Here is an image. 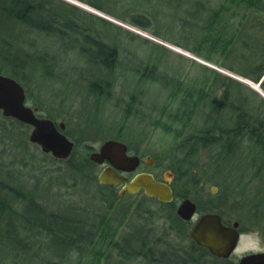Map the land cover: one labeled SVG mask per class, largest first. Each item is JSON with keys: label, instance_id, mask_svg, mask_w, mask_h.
I'll use <instances>...</instances> for the list:
<instances>
[{"label": "trees", "instance_id": "1", "mask_svg": "<svg viewBox=\"0 0 264 264\" xmlns=\"http://www.w3.org/2000/svg\"><path fill=\"white\" fill-rule=\"evenodd\" d=\"M79 1L124 23L151 31L165 41L192 50L198 55H204L207 60H212L210 54L214 52L228 56L238 46L241 48L239 58L244 61V65H224L222 62L223 65L244 78L259 83L264 93V39H260L258 35L246 38L247 36H241L240 30L239 35L232 39V36L227 37L223 28L226 24L220 23L223 10L234 9L240 3L264 10L261 3L263 0H216L218 3L213 7L208 6L212 0H178L177 6H182V14L169 15L168 19L163 12L164 9L158 8L157 0ZM170 2L161 0L164 4ZM99 20L93 14L64 0H0V73L16 78L23 85L27 101L41 92L38 75H41V78L45 76L53 79L57 78V75L59 78L65 77L63 69L59 67L57 54L51 50L50 45L43 44L41 41L43 38L47 39L45 43L53 44L60 52L72 54L82 59L84 64L93 66L88 71V68L74 61L70 69L80 72L81 81L84 82L83 91L101 97V91H112L114 88L116 72L121 63L117 45L114 42H105L101 37L102 32L100 34L96 29L94 22ZM103 23L113 26L111 21ZM162 25L168 32L163 30ZM241 29L243 31L242 27ZM123 32L131 40L136 38L127 30ZM172 32L181 35L185 41L197 40L195 46L190 48L184 44L185 41L174 40ZM256 42L257 50L252 48ZM158 47L162 48L159 45ZM202 49L205 52L202 53ZM256 52L257 59L251 60L250 57ZM245 55L244 60L241 57ZM83 69L84 73L81 71ZM129 69L137 74L138 78L146 77L155 81L162 79L161 75H158L156 64L137 65ZM165 81L168 85L174 83L170 79ZM229 84L220 99L212 97L210 100V109L217 116L212 115L209 118L211 122L206 120L210 124L205 129L190 132L185 136L179 147V149L185 147L184 151L179 150L181 159L172 163L171 168L177 175L182 176L194 168V164L190 165L192 163L190 155L197 147L208 149L216 147L218 161H225L224 154L232 150V167L241 170L237 178H232V193L239 203L250 208L257 220H262L264 97L235 79ZM174 85L172 84V87ZM31 91L38 92L33 96ZM33 102L40 107L35 97ZM226 110L229 111L226 118L232 125H224L220 119L221 113ZM88 113L89 111L82 109L79 116L83 120V114ZM46 116L55 121L52 114ZM27 128L26 124L0 115L2 133L0 135L4 134L7 139L0 138L4 139L6 146L11 150L5 156L0 146V264H81L83 260L94 264H215L213 261L216 259L190 238L191 223L180 219L174 213V200L159 204L163 207L168 206L170 211L164 214L159 211L157 217H168L170 228L173 230L175 228L177 233L187 238L189 243L186 246L172 244L160 246L162 235L157 236L153 224L147 226L146 221L140 228L128 224L126 228L128 233L113 240L111 232H116V226L122 222L121 220L108 231L107 221L104 217L101 218V213H93L94 210L89 208L91 204L84 207L79 206L78 201L74 204L53 202L51 205L43 202L42 194L45 190L39 195L41 192L38 193L35 187H28L27 184V180L32 181L29 170H33L34 166L31 165V168L27 169L25 163H17L22 162L30 151ZM65 133L73 138L67 129ZM78 144L75 140V147L66 159L69 165L74 164H70V159ZM19 147L22 149L21 152ZM20 154L25 158L17 156ZM13 155L16 157H12ZM80 158L82 161H78V169H83L88 164L94 165L88 154H82ZM82 162L88 164L84 166ZM26 170L28 173L24 175ZM91 180L98 184L97 175H93ZM98 186L110 187L100 184ZM60 209H64V212ZM137 209L141 214L139 209L142 207L138 206ZM198 211L202 213L200 209ZM141 216L143 220H148V216L144 214ZM258 224L264 226V220ZM262 228L264 230V227ZM170 232L165 230L164 236L165 234L168 236ZM206 256L212 257V262L204 261ZM101 257H104L102 262ZM226 262L231 264L228 260Z\"/></svg>", "mask_w": 264, "mask_h": 264}, {"label": "rangeland", "instance_id": "2", "mask_svg": "<svg viewBox=\"0 0 264 264\" xmlns=\"http://www.w3.org/2000/svg\"><path fill=\"white\" fill-rule=\"evenodd\" d=\"M64 1L74 4L100 19L94 22L95 27L100 31V34L102 32L101 37L105 42H114L117 45L121 64L116 72L117 79L114 88L112 91H101L102 95L99 97L96 94L83 91L84 82L81 81L80 72L70 69L74 61L88 68V71L93 66L84 64L82 59L76 58L72 54L60 52L57 47H53V44L45 43L47 39H41L44 45H50L51 50L57 54L59 67L63 69L65 77L59 78L57 75L58 77L53 79L45 76L41 78V75H38L41 92L38 96H34L38 91L31 92L40 107L34 104V97L30 101L28 100L27 104L36 107V113L39 116L47 117L46 114H52L55 121H63L65 123L64 132L67 129L72 134L73 138H69L74 142V147L75 140L79 144L70 159V164H74L69 165L66 159L71 154L66 159H57L49 153H43L38 145L31 143L27 138L30 151L35 154L29 151L26 158L22 154L17 155L20 158H25L22 162L17 161V163H25L27 169L31 168V165L34 166L33 170H29L32 181L27 180L28 187H35L37 192H41H38L39 195L45 190L42 200L49 205L53 202L74 204L77 201L79 206L87 207L91 204L89 208L94 210L93 213H101V218L104 217V220L107 221L106 230L108 231H111L116 226L115 224L121 220L122 222L116 226V232H111L113 240L128 233L126 230L128 224L131 227L135 225L140 228V225L144 226L143 222L146 221L147 226L153 224L157 236L162 235L160 246L171 244L186 246L189 243L187 238L185 235L177 233L175 228L174 230L170 228L168 217H157L159 211L161 214L170 211L168 206H160L161 202L142 192L127 193L119 198L116 197L118 191L116 186L107 188L98 186L99 183L95 184L91 177L97 175L102 164L93 162L94 165H89L86 163L87 167L77 168L78 161H82L80 158L82 154H88L89 158V154L98 151L99 146L105 140H120L126 144L132 154L141 158V163L134 171L150 172L158 178L166 176V173L170 172V185L173 189L175 202L174 213H176L178 204L183 199L189 198L197 206L193 221L200 213L198 211L200 209L202 213H219L227 224L238 222L241 236L235 252L229 258H220L211 254L213 259H216L213 263L226 264L228 260L231 264H237L242 255L264 250V230L262 228L264 226L261 227L258 224L264 219L257 220L250 208L239 203L232 193V178H237L238 172L241 171L232 167V150L224 154L225 161H218L216 147L213 149L197 147L192 150L190 155L192 161L190 165L194 164V168L188 170L183 176L177 175L171 168L172 163L181 159L180 151H184L185 147L182 149L179 147L185 136L190 132H199L209 126L210 123H207L206 120L209 121V118L215 115L210 109V100L212 97L220 99L225 88L230 86L229 83L232 79L258 92V89L250 83L252 81L224 66L244 65V61L239 58L241 48L237 46L228 56H221L218 52L211 53L212 60H207L204 55H198L192 50L165 41L151 31L110 17L105 12L82 1ZM157 1L158 8L164 9L166 19L169 15L182 14L183 8L181 5H179L181 7L177 6L178 0H170V4L161 3V0ZM217 1L212 0L208 6H215ZM261 3L264 5V0ZM116 4L118 5V3ZM222 13L220 23L226 24L223 28L226 30L227 37L232 36V39H235L240 30L241 36H247L246 38L258 35L260 39H264L263 9L240 3L234 9L223 10ZM103 21H111L113 26H107ZM162 28L168 32L164 25ZM124 30L133 33L136 38L131 40L125 35ZM172 33L174 40L185 41L181 35L176 32ZM141 38L148 42H143ZM196 41L191 39L185 41L184 44L193 48ZM255 44V47H252L254 49L257 48L258 43ZM201 52L203 53L205 50L202 49ZM256 54L257 52L250 59L256 60ZM241 58L245 60L246 55ZM152 64L157 65L161 80L138 78V75L129 69L137 65ZM84 69L81 70L82 73H84ZM149 74L152 75L151 72ZM167 79L174 83L171 82L168 85L165 81ZM172 84L175 85L172 87ZM82 109L89 111L88 114H83L84 121L79 116ZM0 115L4 116L1 112ZM221 115L220 119L224 125H232L226 118L229 116V111L226 110ZM29 131L30 127L28 126L27 133ZM0 137L7 139L4 134ZM2 138H0L1 150L7 156L11 150ZM18 149L19 152L22 151L20 147ZM26 171L24 175L28 173V170ZM138 206L142 207L139 209L141 214L137 212L138 209L136 210ZM60 210L64 212V209ZM143 214L148 216V220L142 219L141 215ZM165 230L171 231L168 236L166 234L164 236ZM206 257L204 261L212 262V257ZM103 258L101 257V262ZM81 264L94 263L83 260Z\"/></svg>", "mask_w": 264, "mask_h": 264}, {"label": "water", "instance_id": "3", "mask_svg": "<svg viewBox=\"0 0 264 264\" xmlns=\"http://www.w3.org/2000/svg\"><path fill=\"white\" fill-rule=\"evenodd\" d=\"M259 89V83L256 84ZM261 90V89H260ZM258 92L264 97V93ZM0 112L30 127L28 140L38 145L43 153H49L57 159H66L74 149V142L64 132L65 123L37 115V108L27 104L24 87L15 78L0 73ZM94 163L108 164L97 173V182L101 185L119 186L116 196L144 193L161 203H170L174 199L170 185V172L158 180L150 172H137L131 178L124 173L134 171L139 158L127 154L126 144L120 140L107 139L98 151L89 154ZM197 206L189 198L183 199L176 207V214L185 221H193ZM190 238L210 254L229 258L236 250L241 232L238 222L224 224L222 216L216 212L199 213L189 229ZM237 264H264V250L242 255Z\"/></svg>", "mask_w": 264, "mask_h": 264}, {"label": "flooded vegetation", "instance_id": "4", "mask_svg": "<svg viewBox=\"0 0 264 264\" xmlns=\"http://www.w3.org/2000/svg\"><path fill=\"white\" fill-rule=\"evenodd\" d=\"M127 154L128 155H134V154H132L128 149H127ZM138 158H139V164L141 163V158L138 156ZM108 164V162L107 161H105L103 164H102V167H104V166H106ZM101 167V168H102ZM137 172H142L141 170H138V171H132V172H129V173H124V175H126L128 178H131L135 173H137ZM155 176V178H157L158 180H162V178L163 177H161V178H158L156 175H154ZM117 188H119L120 187V185L119 186H116ZM224 222V221H223ZM224 224H227L226 222H224Z\"/></svg>", "mask_w": 264, "mask_h": 264}, {"label": "bare ground", "instance_id": "5", "mask_svg": "<svg viewBox=\"0 0 264 264\" xmlns=\"http://www.w3.org/2000/svg\"><path fill=\"white\" fill-rule=\"evenodd\" d=\"M250 83L252 84V86H253L254 88H256V89L259 90V88L256 86V84H253L252 82H250Z\"/></svg>", "mask_w": 264, "mask_h": 264}]
</instances>
